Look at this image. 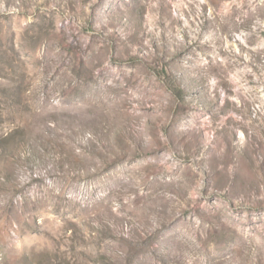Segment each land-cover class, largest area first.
Returning a JSON list of instances; mask_svg holds the SVG:
<instances>
[{"label":"rangeland","instance_id":"1","mask_svg":"<svg viewBox=\"0 0 264 264\" xmlns=\"http://www.w3.org/2000/svg\"><path fill=\"white\" fill-rule=\"evenodd\" d=\"M0 264H264V0H0Z\"/></svg>","mask_w":264,"mask_h":264}]
</instances>
